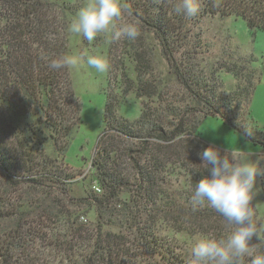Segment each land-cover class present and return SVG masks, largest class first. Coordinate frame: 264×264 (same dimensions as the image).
Listing matches in <instances>:
<instances>
[{"label":"trees","instance_id":"trees-1","mask_svg":"<svg viewBox=\"0 0 264 264\" xmlns=\"http://www.w3.org/2000/svg\"><path fill=\"white\" fill-rule=\"evenodd\" d=\"M124 3L125 10L154 34L169 74L186 98L158 107L144 105L135 120L121 116L118 106L123 97L135 92L152 98L159 87L147 77L144 64L133 71L120 68V73L119 58L109 50L105 126L93 157L94 178L89 187L81 181L78 196L70 197L94 210L97 227L87 236L88 247L80 250H75L77 244L72 241L61 242L65 234L53 233L57 240L55 246L50 245L69 256L58 263L39 264H191L184 250L163 234L161 222L178 233L194 232L185 223L200 228L213 225L215 236L229 231L214 209H193L191 204L195 183L202 178L193 169L202 163L199 153L211 144L197 133L198 126L206 117L215 116L247 141L264 147V126L251 110L256 87L264 81V56L233 55L231 64L226 60L209 72L197 63L207 47L197 32L201 21L243 18L256 34L264 30V0H197L199 12L194 17L176 11L178 0ZM77 11L68 0H0V181L4 188L0 218L16 215L6 206L5 196L8 188L20 183L60 194L72 191L74 195L76 190L77 176L62 169L55 154L65 155L81 122L80 99L70 68L52 70L48 63L69 54V17ZM221 70L237 81L230 92L221 90ZM244 127L251 128L253 135H245ZM260 169L264 188V162ZM95 181L101 193L93 188ZM70 227L75 235L87 228L71 222ZM14 231L0 236V264L29 263L14 260V252L25 251L26 245L25 232Z\"/></svg>","mask_w":264,"mask_h":264},{"label":"rangeland","instance_id":"rangeland-1","mask_svg":"<svg viewBox=\"0 0 264 264\" xmlns=\"http://www.w3.org/2000/svg\"><path fill=\"white\" fill-rule=\"evenodd\" d=\"M68 1L74 4L77 10L88 2V0ZM75 18L76 15L69 17V25ZM133 22L137 23L140 29V35L135 40H128L127 38L117 40L98 36L90 42L82 35L69 31L68 55L76 56L79 60L76 66L70 68V71L73 86L80 99L81 122L74 130L65 155L55 154V156L62 169L76 175L77 178L74 181L78 182L75 184L74 195H71L72 191H68L67 194H60L48 187L39 188L27 183H20L18 186L7 189L6 206L15 210L16 215L5 214L4 217L0 218V236L3 234L2 237H5L7 235L4 233L5 231L12 235L15 233L14 229L20 228L25 232L26 239L24 246L26 254L23 248L16 250L13 254L15 255L14 260H20V262L26 260L29 261L28 264H33L34 260H37L36 264L43 261L58 263L62 257L68 258L69 254L65 252L66 255H60L61 250L53 247L57 240L53 233L65 234L61 242L72 241L73 244H77L75 250H80L85 249V246L88 247L86 245L89 241L87 236L97 227L94 210L90 206L75 202L70 198L71 196H78L81 181H84V184L89 187L92 178H94L93 157L96 154V146L105 126L104 109L107 103L108 75L107 71L102 74L97 73L88 65L87 57L89 55L103 53L108 59L109 50L112 49L119 58V69L128 68V70L133 71V68L144 64L147 67V77L155 80L154 83L158 84L156 85L159 87L158 93L152 98L140 97L132 92L121 99L118 111L121 116L127 119H137L144 105L158 107L160 103L165 105L166 101L169 102L172 99H175L177 103L186 98V93L169 74L167 60L154 34L149 32L141 22L126 10L117 20L116 27L119 29L124 24ZM197 32L200 33L203 43L207 46L204 47V54L198 56L197 63L201 69L207 72L218 68L226 60L231 64L230 56L233 55L238 58H241L240 54L249 57L248 54L251 53L264 56V30L253 34L243 18H205L199 23ZM119 72L122 73V70L120 69ZM131 74L133 77L136 76L134 72ZM225 76H228L226 71L218 72V77L221 78L219 80L221 90L230 92L237 81L233 77L231 78V75ZM226 78L227 81H225ZM161 80L164 81L161 82ZM251 110L254 119L261 126H264V81L256 87ZM197 133L206 141L221 148L240 147L246 153L251 154V158L258 163L259 169L264 162V147L247 141L243 134L225 124L221 118L206 117L198 126ZM50 150L48 151L50 152ZM1 184L3 183L0 181V194L4 189ZM256 193L253 200V207L256 210L255 222L257 227L261 229V236H264V188L261 181V169ZM21 203L24 204L22 207L16 206ZM22 212H25L23 216L21 215ZM70 222L71 224L75 223V227L85 224L87 228L75 235L70 232L72 230ZM160 224L163 234L179 247L178 250H184L189 259H191L190 246L195 236L200 234L215 236L217 233V231L212 230L214 229L213 225L207 224L200 228L199 225L185 223V228L194 231L192 234L188 232L178 233L174 231L175 228L165 222ZM227 227L230 230V227ZM113 230L123 236L127 235V232L120 227H114ZM50 243H54L53 246ZM250 243L256 244L257 252H264V240L259 241L258 237L254 236ZM29 254L30 256H28ZM123 260L124 262L127 261L126 258Z\"/></svg>","mask_w":264,"mask_h":264},{"label":"clouds","instance_id":"clouds-1","mask_svg":"<svg viewBox=\"0 0 264 264\" xmlns=\"http://www.w3.org/2000/svg\"><path fill=\"white\" fill-rule=\"evenodd\" d=\"M127 5L124 0H88L79 8L76 18L70 23L71 33L82 35L88 41L98 36L111 39L135 40L140 35L139 25L127 23L119 29L117 20ZM178 13L194 17L199 12L197 0H178ZM79 63L78 57L61 55L53 58L48 67L52 70L71 68ZM88 65L97 73L109 68L107 56L96 53L87 57ZM243 133L251 136V128L244 127ZM199 156L202 163L195 164L193 171L202 173L191 194L193 209L208 206L218 212L230 230L219 236L200 234L193 238L190 246L191 264H264V252H257L254 236L264 240L261 229L255 222L256 196L259 165L240 147L221 148L210 144Z\"/></svg>","mask_w":264,"mask_h":264},{"label":"built area","instance_id":"built-area-1","mask_svg":"<svg viewBox=\"0 0 264 264\" xmlns=\"http://www.w3.org/2000/svg\"><path fill=\"white\" fill-rule=\"evenodd\" d=\"M93 188L95 189V191L97 192V193H101L102 191H101V188H100V186L98 185V182L97 181H95V183H94V185H93Z\"/></svg>","mask_w":264,"mask_h":264}]
</instances>
